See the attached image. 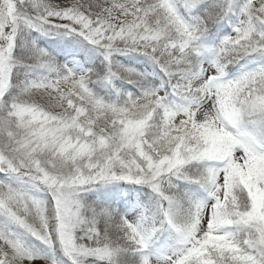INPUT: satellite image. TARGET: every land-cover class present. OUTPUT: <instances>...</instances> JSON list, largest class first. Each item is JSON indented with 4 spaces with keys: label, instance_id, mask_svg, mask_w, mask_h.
<instances>
[{
    "label": "snow or ice",
    "instance_id": "1",
    "mask_svg": "<svg viewBox=\"0 0 264 264\" xmlns=\"http://www.w3.org/2000/svg\"><path fill=\"white\" fill-rule=\"evenodd\" d=\"M0 264H264V0H0Z\"/></svg>",
    "mask_w": 264,
    "mask_h": 264
}]
</instances>
